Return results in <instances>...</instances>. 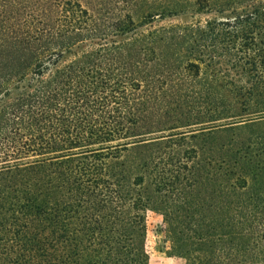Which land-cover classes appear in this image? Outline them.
Masks as SVG:
<instances>
[{"label": "trees", "instance_id": "1", "mask_svg": "<svg viewBox=\"0 0 264 264\" xmlns=\"http://www.w3.org/2000/svg\"><path fill=\"white\" fill-rule=\"evenodd\" d=\"M216 4L176 68L216 122L185 144L196 163L137 133L134 43L73 53L79 5L59 39L0 23V264H148V212L183 264H264V0Z\"/></svg>", "mask_w": 264, "mask_h": 264}, {"label": "rangeland", "instance_id": "2", "mask_svg": "<svg viewBox=\"0 0 264 264\" xmlns=\"http://www.w3.org/2000/svg\"><path fill=\"white\" fill-rule=\"evenodd\" d=\"M216 3L217 0H0V23L2 30L14 33L32 27L50 30L59 39L64 34L60 25L72 22L62 11L79 5L87 12V20L75 21L84 30L80 38L82 43L72 50L73 53L89 49L91 45L96 47L100 42L115 46L134 43V59L138 62L135 65L142 75V84L131 99V106L136 109L137 133L150 132L153 138L171 137L170 150L176 152L180 147L174 144L178 142L184 145L178 151L185 152L190 163H196L201 153L199 148H194V154L185 144L197 147L199 140L189 137H198L201 129L212 127L216 122H213L211 104L206 105L203 98L195 103L184 98L189 94L190 85L184 73L176 68L187 58L191 59L182 51L184 35L228 17V12L217 10ZM121 30L126 32L123 34ZM173 46L178 53L171 52ZM72 58L64 54L63 61ZM262 126V131L251 132L256 137L262 136L264 141ZM181 133L184 135H179ZM146 223L148 264H183L182 259L167 254L169 248L162 217L148 212Z\"/></svg>", "mask_w": 264, "mask_h": 264}]
</instances>
